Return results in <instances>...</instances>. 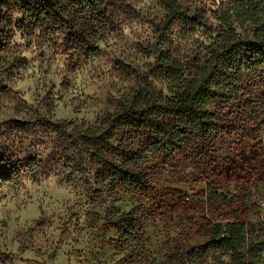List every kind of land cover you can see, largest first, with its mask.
<instances>
[{
    "label": "rangeland",
    "instance_id": "374dc122",
    "mask_svg": "<svg viewBox=\"0 0 264 264\" xmlns=\"http://www.w3.org/2000/svg\"><path fill=\"white\" fill-rule=\"evenodd\" d=\"M59 1L58 25L44 17L57 10L56 0H12L11 9H4L13 16L7 29L9 54L20 62L2 81L8 93L0 104V151L23 168L37 158L38 173L30 171L18 182L0 181V264H239L208 248L204 220L220 184L218 174L235 162L245 167L253 195L246 223L264 245L259 207L264 201V127L262 133L213 140L205 158L192 143L175 160L163 150L151 151L154 139L147 132L121 134L116 140L122 146L120 160L149 176V190L142 196L113 190L100 166L40 124L94 125L133 93L137 76L146 75L154 60L145 50L154 44L162 22V0H108V25L97 37L82 23L89 15ZM183 1L208 17L221 4ZM26 7L42 22L17 28ZM177 32L175 46L183 55L195 56L202 43H209L203 34L181 39ZM76 39L85 46L73 45ZM252 84L264 103V73L256 74ZM225 181L227 194L236 192ZM115 213L134 214L135 244L108 228Z\"/></svg>",
    "mask_w": 264,
    "mask_h": 264
},
{
    "label": "trees",
    "instance_id": "16d2710c",
    "mask_svg": "<svg viewBox=\"0 0 264 264\" xmlns=\"http://www.w3.org/2000/svg\"><path fill=\"white\" fill-rule=\"evenodd\" d=\"M11 1L0 0V104L8 93L3 78L20 62V58L16 60L9 54L12 38L7 29L13 25V16L4 9H11ZM64 1L69 9L90 16L82 23L96 37L106 30L108 0ZM57 4L59 0L53 5L57 10L44 17L58 25L62 13ZM162 6L163 19L156 28L154 44L145 50L148 57L154 58L153 63L146 75L137 76V88L130 96L118 100L114 111L94 125L51 121L40 124L42 130L69 140L82 158L85 156L107 173L113 190L128 195L147 194L149 176L121 162L122 146L116 145L119 135L147 132L154 139L151 151L163 150L175 160L192 143L200 158H205L213 148V140L262 133L264 127V103L255 95L252 84L256 74L264 73V0H221L211 17L183 0H162ZM21 14L24 21L17 28L42 22L29 7ZM176 32L181 39L203 34L209 43H202V50L195 56H186L175 46ZM73 45L85 46L78 39L73 40ZM88 57L93 56L89 53ZM37 167V158L28 159L23 168L20 161L0 151V181L4 183L18 182L30 171L37 175ZM225 179L235 185L236 194L229 197L214 193L210 200L209 218L204 220L208 248L230 255L239 264H264L260 236L250 231L245 222L253 204L245 167L229 162L218 174L220 184ZM107 225L127 244L137 242L134 214L115 213Z\"/></svg>",
    "mask_w": 264,
    "mask_h": 264
},
{
    "label": "built area",
    "instance_id": "2783aa9c",
    "mask_svg": "<svg viewBox=\"0 0 264 264\" xmlns=\"http://www.w3.org/2000/svg\"><path fill=\"white\" fill-rule=\"evenodd\" d=\"M214 191H215V194H217L219 196H229V197H231V196L236 194V192H233L232 194H229V193L227 194V192L225 191L224 186H222L221 184H217L215 186V190ZM259 207L264 211V201L260 202ZM246 225H248V224L246 223Z\"/></svg>",
    "mask_w": 264,
    "mask_h": 264
}]
</instances>
